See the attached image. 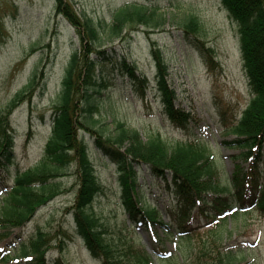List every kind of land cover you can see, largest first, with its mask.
I'll use <instances>...</instances> for the list:
<instances>
[{"label": "rangeland", "instance_id": "374dc122", "mask_svg": "<svg viewBox=\"0 0 264 264\" xmlns=\"http://www.w3.org/2000/svg\"><path fill=\"white\" fill-rule=\"evenodd\" d=\"M136 1L144 0H71L79 14L108 23L117 9ZM148 4L158 6L171 20L172 14H196L203 23L205 31L201 37L211 48L209 58L213 61L209 62L185 41L175 21L151 35L140 31L124 39L107 40L101 48L110 56L135 63L138 74L147 83L145 91L139 86L134 90L135 85L118 67L108 65L117 87L105 94L96 118L110 128L116 120H122L129 129L138 130L145 140L159 134L173 144L199 143L213 156L219 179L225 185L235 169L234 155L240 152L224 146V140L233 138L227 126L241 117L253 97L240 50L239 26L221 0H152ZM150 38L164 51L169 66L168 83L177 92L176 105L193 116L187 130L178 128L164 114ZM79 46L75 28L62 15H57L54 0H0V106L7 105L28 84L34 71L44 77L31 99L28 92L24 103L11 116L16 129L15 160L5 172L0 170V197L14 184L18 172L34 167L44 155L51 133L53 104L71 55ZM82 135L89 144L90 157L102 185L92 209L105 224L109 239L133 240L152 256L153 264H182L191 252L192 255L206 252L210 258L216 257L215 244L223 251L241 250L244 259L239 264H264V215L257 211L228 216L212 226L197 222L194 226L197 233L186 248L178 242L177 232L168 238L160 225L136 223L122 206L115 165L97 151L88 134ZM74 170L72 167L60 179L64 193L41 207L26 227L14 229L13 235L0 243V264H16L14 260L1 262L3 250L12 251L14 245L35 236L38 230L54 233L61 227L72 239L65 251L56 249L48 254L50 264L56 258L66 264H100L75 233L73 217L68 214L76 194ZM139 177L142 200L159 210L163 223H175L180 209L168 182L155 176L147 165L139 167ZM171 253L174 257L169 258Z\"/></svg>", "mask_w": 264, "mask_h": 264}, {"label": "trees", "instance_id": "16d2710c", "mask_svg": "<svg viewBox=\"0 0 264 264\" xmlns=\"http://www.w3.org/2000/svg\"><path fill=\"white\" fill-rule=\"evenodd\" d=\"M54 1L57 15H62L75 28L80 46L71 55L54 101L51 136L43 157L34 167L18 172L14 184L2 198L0 242L11 237L13 229L29 223L41 207L64 193L60 179L74 167L76 194L68 213L73 216L75 233L84 240L90 253L99 257L101 264H153L152 256L133 240L109 239L105 224L93 211L92 205L102 187L82 133L93 139L103 157L116 164L122 204L129 215L133 219L140 216L142 222L160 224L169 235L170 227L159 222L158 209L142 200L139 167L147 165L155 176L167 181L171 176L169 185L180 209L173 227L181 233L179 241L183 247L196 234L193 227L196 219L211 226L229 214L237 217L257 211L264 215V0H221L239 26L243 65L253 95L243 117L227 126L228 134L234 137L224 140L223 144L240 152L234 155L235 169L225 185L219 179L213 156L199 143L173 144L159 134L145 140L138 130L129 129L121 120H116L110 128L96 118L105 94L117 87L108 65L118 67L135 85V90L138 86L146 87V79L138 74L136 64L124 57L108 55L101 48L105 41L124 39L140 31L151 35L175 21L185 41L211 62V48L201 37L205 30L200 18L194 13H184L172 14L171 20L158 6L146 3L152 0H146L120 7L108 23L79 14L71 0ZM151 41L164 112L176 126L187 129L193 116L176 105L177 93L167 81L169 66L164 51L156 41ZM41 75L34 71L28 84L7 105L0 106V169H8L15 160L16 129L11 116L24 103L28 92L31 99L37 84L44 81ZM194 210L196 214L192 216ZM71 239L63 227L54 233L38 230L28 241L14 245L15 255L10 252L2 261L21 259L18 264H50L48 254L56 249L63 252ZM215 247L216 257L210 258L206 252L194 255L191 252L182 264H239L244 259L241 250L223 251L216 244ZM51 264L66 263L56 258Z\"/></svg>", "mask_w": 264, "mask_h": 264}]
</instances>
